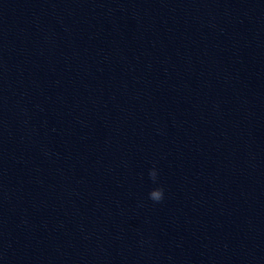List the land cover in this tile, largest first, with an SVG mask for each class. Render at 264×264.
<instances>
[{"label":"water","instance_id":"obj_1","mask_svg":"<svg viewBox=\"0 0 264 264\" xmlns=\"http://www.w3.org/2000/svg\"><path fill=\"white\" fill-rule=\"evenodd\" d=\"M0 264H264V0H0Z\"/></svg>","mask_w":264,"mask_h":264},{"label":"clouds","instance_id":"obj_2","mask_svg":"<svg viewBox=\"0 0 264 264\" xmlns=\"http://www.w3.org/2000/svg\"><path fill=\"white\" fill-rule=\"evenodd\" d=\"M149 178L153 181V183H155L158 179V170L156 169V167H152L151 169H149L148 172ZM149 199H151L154 202H160L164 199V188L162 186H157L152 188L149 191Z\"/></svg>","mask_w":264,"mask_h":264}]
</instances>
